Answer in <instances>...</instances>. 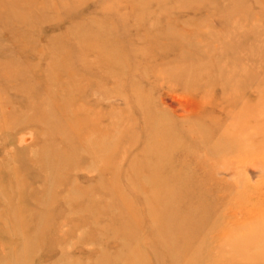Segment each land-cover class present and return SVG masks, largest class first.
Returning <instances> with one entry per match:
<instances>
[{
  "label": "rangeland",
  "instance_id": "1",
  "mask_svg": "<svg viewBox=\"0 0 264 264\" xmlns=\"http://www.w3.org/2000/svg\"><path fill=\"white\" fill-rule=\"evenodd\" d=\"M242 81L264 98V0H0V264H264V111ZM226 127L234 150L206 154ZM158 181L189 190V236L155 226Z\"/></svg>",
  "mask_w": 264,
  "mask_h": 264
},
{
  "label": "bare ground",
  "instance_id": "2",
  "mask_svg": "<svg viewBox=\"0 0 264 264\" xmlns=\"http://www.w3.org/2000/svg\"><path fill=\"white\" fill-rule=\"evenodd\" d=\"M248 85H251L250 88H252V89L259 87V84L257 82H251V83H248ZM247 88H248L247 84L242 81V83L240 84V86L237 89V92L235 91L236 94L234 96L235 97L234 100L241 98L242 99L241 103L249 102L250 107H249V110H247L249 114H259V112L262 113L264 111V98H258V100L256 99V101L253 102V98L250 97L251 95L249 93H247ZM241 92H242V94H241ZM178 106H179L178 110H177L178 111L177 113L179 114L178 116H180L184 113H188L190 111V108L188 106L184 105L183 103L178 102ZM243 116H244V113L240 112L239 115H237V118H235V119L236 120H238V118L241 119V117L243 118ZM250 121H251V123L253 122V120H250ZM249 122L247 125L242 126L240 128L241 129L244 128L243 130H245V128H248V127H251L254 130L258 129V125L254 124V123L252 125H250ZM201 127H203V126H201ZM232 130H233L232 128L226 127L225 132L223 133L224 135L223 134L217 135L214 133V130L208 129L206 131H201L200 136H197V137L199 138L201 145L204 147V151L206 154H210V155L228 154L229 152L233 151L234 148L228 144L227 138H226V135H227L226 132L231 133ZM257 134H256V136H257ZM263 137H264V135H263ZM255 138H256L255 136L248 138L249 142H248V140H244V139L238 140V138H237L238 141L236 140L235 146H237V148H238V146H241V147L245 146V148H247L249 145L248 143H250L252 141H255V143H257V140H255ZM212 142H215V144L212 145ZM167 160H168L167 162H164V161H162V158H161L160 160L157 161V164L160 165L162 163L163 168L164 167L169 168V165L170 166L172 165L171 161L173 159L168 158ZM256 161L249 162L247 164V166H245V168H247V170L250 172V174H252L253 177L254 176L256 177L257 174L261 173V171H262L261 166L258 165V163H256ZM232 164H233V162L231 163V162L226 161L224 163V165L221 166L217 170V173L220 175L226 174L230 177L232 175H236L238 180L240 182H242V175H241L242 173L239 172L237 170V168L235 166H233ZM143 169H144L143 173L140 172V174H142L146 178L144 180L145 184H147V182H148V184H150V182H152L151 184L153 185L154 181H147V180H151V178H152V180H154L156 177V171H153V169L150 168L149 164H148V168H146V169L143 168ZM163 171H164L163 174L164 173H166V174H164L162 176L160 174L159 179H161V178L165 179V181L170 182L174 185L185 184V183H183V182H185L184 180L187 181V179L191 178L190 175L182 173V172L170 173V172H168V170H164V169H163ZM158 182H159L158 184L155 182L157 185L156 195H159L160 197L153 198V199L149 198L150 199L149 201L155 205V209L152 212L154 214L153 217H159V216L161 217V221H159L157 219L155 226L160 228V229H162V226L165 227L167 229L166 231H164L165 235H166V239H169L173 242L175 239L179 240L180 237H182L183 235L189 236L190 234H192V230L190 229L191 227L188 225V221H189V224H191V226L194 225L196 222H198L199 224L201 223V220L197 219L198 220L197 221L196 219H194L191 216V214H189L187 212L188 210L182 211V209L178 206L179 204L182 205V203L184 201H186V198L191 196L189 190L180 189L179 191H176L173 193L170 190V188L167 186L168 187V194H167V196H165L162 193V186L159 185L162 182H160V181H158ZM180 212H181V214H180ZM182 213L189 214V215H183ZM161 222H162V226H158L159 224H161ZM161 233H163V231ZM162 244L164 245L163 241H162Z\"/></svg>",
  "mask_w": 264,
  "mask_h": 264
}]
</instances>
